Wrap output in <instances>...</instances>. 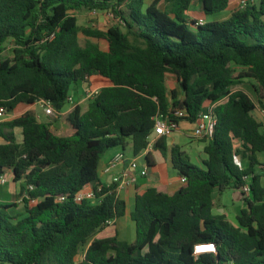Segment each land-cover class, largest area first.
<instances>
[{
  "label": "trees",
  "instance_id": "obj_1",
  "mask_svg": "<svg viewBox=\"0 0 264 264\" xmlns=\"http://www.w3.org/2000/svg\"><path fill=\"white\" fill-rule=\"evenodd\" d=\"M195 1L211 16L232 0H164V7L158 0L147 7V0H0V108L10 114L46 100L66 127L55 129L31 110L0 123V176L11 171L22 182L25 208L18 214L17 204L0 202V264H264V129L256 103L233 92L255 80L264 109V0L203 25L188 17ZM81 9L110 11L121 25L81 29L73 13ZM81 31L96 41L82 46ZM8 42L12 54L3 56ZM169 75L182 95L169 94ZM81 81L101 86L100 93L87 108L62 113ZM209 104L218 122L204 140V167L173 147L172 166L186 180L174 192L153 187L137 195L136 240L95 237L127 211L116 186L100 183L103 155L130 144L139 155L158 113L172 105L195 123ZM154 147L166 156L165 137ZM147 161L154 165L149 154ZM87 185L103 187L98 204L75 201ZM245 185L251 192H242L238 225L214 214L217 193ZM199 244L216 251L196 255Z\"/></svg>",
  "mask_w": 264,
  "mask_h": 264
},
{
  "label": "crops",
  "instance_id": "obj_2",
  "mask_svg": "<svg viewBox=\"0 0 264 264\" xmlns=\"http://www.w3.org/2000/svg\"><path fill=\"white\" fill-rule=\"evenodd\" d=\"M239 2L240 0H232L229 8L226 11L211 15V19H206V15H204L202 11L201 4L196 1L195 3L197 4L195 5V3H193L190 10L188 11V17L194 20L204 19L206 22L227 20L231 17L233 11L239 8ZM88 88L101 89L102 87L98 86L92 88L89 87L88 83H86L84 93L85 90ZM77 104H79V101L77 102L75 100L74 106H76ZM33 107H40L43 110L40 105L34 104L32 106H29V109H26L24 112L28 110L33 111ZM73 107L67 104L66 108L62 113L67 112ZM17 109L18 111H21V107H18ZM16 110L14 111L15 113ZM24 112L20 113L18 116H20ZM33 112H36L35 114L37 115L40 121L52 122L55 129L63 131L66 130L65 125L61 122V120L58 119L59 115L57 116V119L55 121H51L50 119L43 120V117L38 115L37 111ZM15 113L12 116L11 113L8 114V119L18 117ZM194 127L195 124L189 122L188 120L184 119L180 121L179 128L171 136L165 137L167 146L166 156L161 150L155 148L154 144L149 146L139 155H134L133 147L131 144L128 145L126 149H122L120 147L110 149L103 155L99 170L100 183L103 187H109L110 185L116 186L117 197L120 200L126 202L127 211L124 216L112 220L108 227H106V229H104L103 231L99 232L96 237L107 238L117 235L120 240H124L130 243L136 240V224L132 219V212L135 209L137 195L144 193L148 188L153 187L167 189L170 192H174L183 185L182 177L177 174L176 170H174L171 163L172 149L175 146H179L181 148V151H183L187 157V152L179 140L185 137H193ZM158 138L159 137H156L154 135L152 137V141L155 143ZM168 139H171L169 143L167 142ZM201 141L205 143L203 146L205 148L207 143L204 140ZM236 144H239V142H236ZM120 152L123 153L124 160L113 168H111L110 171H105V168L108 165L109 161ZM148 154L150 155L151 160L154 163L153 166H150L148 164ZM258 157L260 162L264 164V152L259 153ZM134 164L136 165L135 167ZM239 164H241V167H245L247 165V162L245 160L242 161L240 159ZM143 171H146V174H142ZM6 174L8 175L9 179L4 184L0 183V202L5 204H17V208L13 209L15 213L24 214L25 208L20 202L19 196L21 192L22 182L15 183L12 179L11 171H7ZM126 174H128V177L126 176ZM132 176L136 177L135 182L129 181L130 177ZM115 178H119V182H114ZM236 191L237 190L232 189L233 200L236 202L232 207H228L224 204V197L222 196L223 193H217L216 206L213 210L214 214L216 215H225L226 218L234 225H238V215L241 213V210L246 207V203L243 200V197H241L239 194H236ZM100 201L101 200H92L94 204H98ZM200 246L201 249L197 250V255H200L205 252H213L215 250L214 246L212 245Z\"/></svg>",
  "mask_w": 264,
  "mask_h": 264
},
{
  "label": "rangeland",
  "instance_id": "obj_3",
  "mask_svg": "<svg viewBox=\"0 0 264 264\" xmlns=\"http://www.w3.org/2000/svg\"><path fill=\"white\" fill-rule=\"evenodd\" d=\"M155 0H147V3L145 7L150 5ZM159 6L164 7L165 2L164 0H158ZM196 2V1H195ZM194 2V3H195ZM259 0H256V3H258ZM197 3H195L196 5ZM77 18H78V25L81 27V29H92V30H107L109 27L113 25H121V22L119 19H117L112 12L110 11H95V10H89V9H81L78 11L73 12ZM211 19L210 16H206V19ZM80 44L82 46H85L87 41H96L95 38L88 37L83 31L79 34ZM13 44L11 42H8L6 44V51L4 52L3 56H9L12 54ZM86 83L81 81L78 85L74 86L71 96L75 97V100L78 102L79 105H81L83 108H87L89 100L84 98V88ZM166 85L169 91V94L171 95L172 90H176L179 95H182V91L180 89V86L178 82L176 81V78L172 75H169V77L166 78ZM254 85L257 86V82L255 80H244L243 83L237 84L233 87V92L241 91L245 93L251 100H253L256 103V110L254 111V116L259 120L262 121V116L260 111L263 109L261 105L258 102V95L255 92ZM21 111L19 112L18 109L16 110V113L13 111L11 112V116L14 115V113L18 116L20 113L24 112L26 109H29L27 105H21ZM33 111H37L38 115L43 117V120H51L55 121L57 119V116H47L43 110L40 107H33ZM36 113V112H35ZM41 117V119H42ZM9 116L6 114L5 118L0 121H5L8 119ZM16 133L18 136V140L20 142L23 141V135L21 128L16 129ZM171 139H168L167 142L169 143ZM181 144L184 146L186 152H187V158L191 164H194L199 167H204V160L207 159V154L204 151V142L199 140L196 137H185L183 139L179 140ZM207 143V142H206ZM9 179V178H8ZM222 196L224 197L223 201L224 204L228 207H232L236 202L233 200V192L232 188L227 189L223 192ZM96 237V236H95ZM84 249L81 250L78 260H81L84 257L85 251Z\"/></svg>",
  "mask_w": 264,
  "mask_h": 264
},
{
  "label": "built area",
  "instance_id": "obj_4",
  "mask_svg": "<svg viewBox=\"0 0 264 264\" xmlns=\"http://www.w3.org/2000/svg\"><path fill=\"white\" fill-rule=\"evenodd\" d=\"M256 2V0H240L239 2V9H244L250 4H253ZM206 21L204 19L197 20V24L203 25ZM100 88L91 89L88 88L85 90L84 98L94 99L97 97V95L100 93ZM75 98L70 95L68 98V104L72 107L74 106ZM37 105H40L45 114L47 116H58L59 114L54 109L53 105L46 100H40L37 103ZM262 116V124L264 129V109L260 111ZM7 114V110L5 108H0V121L5 118ZM188 116V112L185 109L181 108H175L172 105L169 107L167 112L158 113L155 117H153V120L155 122V127L153 130V133L156 137H169L171 136L178 128L179 123L181 120H186V117ZM218 122V117L215 113V104H209L206 106V108L203 110V112L200 114L197 121L194 123L195 127L193 130V136L200 139V140H209L213 137L216 126ZM154 144V142L151 140V143L149 146ZM124 160L123 153L116 154L108 163V165L105 168V171H110L111 168L119 164L121 161ZM136 165L134 164V167ZM142 174H146V171H143ZM128 177V174H126ZM8 180V175L5 173L0 176V183L4 184ZM186 178L182 177V181L185 182ZM129 181H136V177L132 176L130 177ZM114 182H119V178H115ZM30 189H33V186H30ZM103 190L102 186L95 187L94 185H87L84 187L80 192H78L75 196V201L82 202L85 200H102L100 197H98V194L101 193ZM241 192H244L246 194H250L251 189L249 185H245L240 189ZM26 198L29 200L30 204H36L38 202V199H30L26 195ZM24 197L20 199V202H23ZM61 200H65L66 196H61ZM200 245H212L214 246L216 251V246L214 244H199L196 246V253L197 250H200ZM198 247V248H197ZM197 255V254H196Z\"/></svg>",
  "mask_w": 264,
  "mask_h": 264
},
{
  "label": "water",
  "instance_id": "obj_5",
  "mask_svg": "<svg viewBox=\"0 0 264 264\" xmlns=\"http://www.w3.org/2000/svg\"><path fill=\"white\" fill-rule=\"evenodd\" d=\"M236 194H239L241 197H243V194H242V192H241V191H239V190H237V191H236ZM235 199H236V197H235Z\"/></svg>",
  "mask_w": 264,
  "mask_h": 264
}]
</instances>
